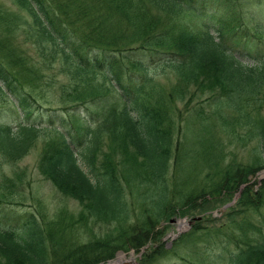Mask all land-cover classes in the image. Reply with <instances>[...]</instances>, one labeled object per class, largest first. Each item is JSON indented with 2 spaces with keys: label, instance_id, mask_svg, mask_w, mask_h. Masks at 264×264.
Masks as SVG:
<instances>
[{
  "label": "trees",
  "instance_id": "1",
  "mask_svg": "<svg viewBox=\"0 0 264 264\" xmlns=\"http://www.w3.org/2000/svg\"><path fill=\"white\" fill-rule=\"evenodd\" d=\"M10 1L17 11L0 3V173L45 132L39 172L80 209L49 217L19 174L5 175L0 264H100L150 244L140 264H264V182L259 196L251 181L264 169V44L244 11L258 0ZM30 25L54 42L41 56L60 55L73 82L58 107L41 102L58 91L14 46ZM157 75L173 78L169 89ZM247 148L252 162L237 158ZM234 197L241 218L203 225L197 213ZM172 219L194 222L165 249Z\"/></svg>",
  "mask_w": 264,
  "mask_h": 264
},
{
  "label": "rangeland",
  "instance_id": "2",
  "mask_svg": "<svg viewBox=\"0 0 264 264\" xmlns=\"http://www.w3.org/2000/svg\"><path fill=\"white\" fill-rule=\"evenodd\" d=\"M1 2H5L9 7H11L14 11H17L18 8L11 2L10 0H0ZM244 11L246 12V21L252 30V32H256L258 35L261 36L264 44V0H258L256 3H252V5H246L244 7ZM25 18L29 19V16L26 12H23ZM188 15H180L176 21L179 24H184L188 20ZM169 21V20H167ZM166 22V21H165ZM170 22V21H169ZM217 26V24H216ZM14 46H18V50L21 53H24L32 58V62L37 65L40 69L42 76L44 77L41 80V85L47 92H57L54 95L56 98H49L45 95L42 96L41 102L44 104H48L54 107L60 106L61 103V96L59 95L60 86H64L65 84H72L73 82L70 80L66 69L63 65L60 55L57 57H53L49 54V60L46 56H41L39 53V49L44 47L45 51L50 53L54 48V42L50 41L46 36H43L42 30L38 26H26L22 27L19 31V34L15 40H13ZM245 61V60H244ZM156 80L163 85L166 89H169L172 85L173 78L166 79L165 77H161L159 75L156 76ZM49 95V94H48ZM51 96V95H49ZM5 103L0 102V107L3 106ZM2 107V109H4ZM11 126L16 129L18 125V121L16 117L10 119ZM63 130V129H62ZM49 140V136L45 132H39L36 136V140L34 146L30 150L29 154L24 157L21 161L15 164H7L3 165V171L0 173V181L4 179L5 175L14 176L15 173L19 174L21 178V184L23 187L24 192L26 193L29 202L31 204L35 203L36 201H41L43 205L46 206V213L49 217H53L56 213L57 209L61 206L66 205L72 211H78L80 209L79 204L77 201L67 198L63 196L55 187L54 185L43 176L38 169V161L41 155L43 148L46 145V142ZM105 144L107 139H104ZM237 153V158L241 161L245 162H252L253 160V153L251 148L247 149H235ZM82 149H77L79 154L81 153ZM230 156V154H228ZM255 193L257 195L262 194V184L264 182V169H262L255 178L252 180ZM32 200H31V199ZM36 204V203H35ZM241 205L237 198H226L223 202L214 210L206 213V214H199L205 218L203 225H206L208 220H215L214 227L219 228L222 225L229 224L231 220L239 219L242 217L241 212ZM245 211V216L247 215L248 218H251L252 211ZM255 221L259 220L260 217L258 214H254ZM178 221L175 223H170L166 226V232L162 238V245L165 249H172L178 242L180 237L190 231V224L188 220L185 219H177ZM180 222L186 223V225H180ZM96 229V232H99ZM85 240H88L86 237ZM214 241L211 240L210 242H205L193 248V251L196 249L200 251H204L209 249L213 246ZM155 248L154 244L148 245L144 248L143 254L141 252L130 251L128 253L125 252H118L116 257L111 261L106 263L100 264H110L115 262L119 255L122 254L124 257V262L129 264H140L144 261L152 252V249ZM132 259V261H131ZM227 259V258H226ZM225 259V261H226ZM181 258L174 257V258H167L161 259L156 264H181Z\"/></svg>",
  "mask_w": 264,
  "mask_h": 264
},
{
  "label": "bare ground",
  "instance_id": "3",
  "mask_svg": "<svg viewBox=\"0 0 264 264\" xmlns=\"http://www.w3.org/2000/svg\"><path fill=\"white\" fill-rule=\"evenodd\" d=\"M180 225H181V227H182V226L186 225V223H184V222H180ZM142 254H143V252H142L140 255H142ZM124 261H125V260H124L123 255L120 254L119 257H118V259H117L115 262H112V263H110V264H122ZM131 261H132V259H131Z\"/></svg>",
  "mask_w": 264,
  "mask_h": 264
},
{
  "label": "water",
  "instance_id": "4",
  "mask_svg": "<svg viewBox=\"0 0 264 264\" xmlns=\"http://www.w3.org/2000/svg\"><path fill=\"white\" fill-rule=\"evenodd\" d=\"M200 219H201V218H195L194 220H195V221H198V220H200ZM193 222H194V221H191V222H190V225H192Z\"/></svg>",
  "mask_w": 264,
  "mask_h": 264
}]
</instances>
